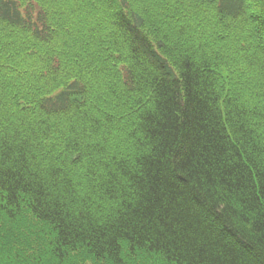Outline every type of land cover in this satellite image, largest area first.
<instances>
[{"label": "trees", "instance_id": "1", "mask_svg": "<svg viewBox=\"0 0 264 264\" xmlns=\"http://www.w3.org/2000/svg\"><path fill=\"white\" fill-rule=\"evenodd\" d=\"M140 252L264 264V0H0V264Z\"/></svg>", "mask_w": 264, "mask_h": 264}, {"label": "rangeland", "instance_id": "2", "mask_svg": "<svg viewBox=\"0 0 264 264\" xmlns=\"http://www.w3.org/2000/svg\"><path fill=\"white\" fill-rule=\"evenodd\" d=\"M137 257H138V258H133V259H135V260L138 259L137 264H142V261H144V260H146V259L148 258V257H146V254H144V253H142V252L138 253ZM149 259H150V258H149ZM150 261H151V260H150Z\"/></svg>", "mask_w": 264, "mask_h": 264}]
</instances>
